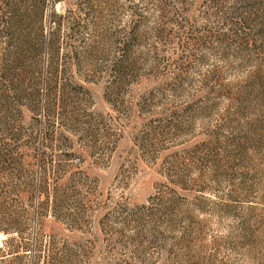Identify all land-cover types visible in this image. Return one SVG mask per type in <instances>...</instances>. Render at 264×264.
<instances>
[{
    "label": "rangeland",
    "instance_id": "rangeland-1",
    "mask_svg": "<svg viewBox=\"0 0 264 264\" xmlns=\"http://www.w3.org/2000/svg\"><path fill=\"white\" fill-rule=\"evenodd\" d=\"M45 14L50 47L30 54L90 97L67 89L61 123L28 112L35 142L21 152L84 215L78 229L48 213L28 223L31 238L79 242L88 264H264V0H47ZM121 55L126 75L108 86ZM54 126L46 169L37 148ZM152 196L162 220L117 217Z\"/></svg>",
    "mask_w": 264,
    "mask_h": 264
},
{
    "label": "trees",
    "instance_id": "trees-1",
    "mask_svg": "<svg viewBox=\"0 0 264 264\" xmlns=\"http://www.w3.org/2000/svg\"><path fill=\"white\" fill-rule=\"evenodd\" d=\"M46 2L0 0V232L6 235L3 244H9L10 249V259L6 264H88V254L81 243L59 246L50 239L43 241L37 235L31 238L27 230L28 223L33 224L32 231L36 230L39 220L48 213L62 222L68 220L74 228L81 229L84 215L80 201L72 213L68 212L69 186H51L46 175L30 172L25 166V155L21 152L23 147H34L35 142L34 136V139H26L24 131L28 112L33 114L31 119L38 121L39 125L44 124L43 118L53 120L55 124L61 123L59 101L67 89L90 97L84 85L66 77L59 65L49 68L48 64L52 63L47 64V59L36 60L30 54L32 48L44 54L50 47L51 39L49 41L43 34ZM29 18H35L37 24L32 25L31 32L25 33L24 24ZM30 38H35L37 42H32ZM25 45L31 47L27 49ZM125 56L115 57L108 70L111 77L108 86H114L125 77ZM64 113L69 115L70 111L66 109ZM68 118L65 116L64 119ZM68 131L75 134L73 130ZM55 132V126L51 132L46 130L45 144L41 141L40 148H37L39 160H44L46 169L49 165L54 167L53 154L47 151V147H52L49 141L55 139ZM65 155L71 154L65 152ZM170 181L173 182L171 178ZM161 201L162 197L152 196L149 205L137 206L129 212L128 208L116 210L117 217L126 213L124 222L135 220L141 224L147 216L162 220ZM164 209L170 210V207L165 205ZM105 216L102 223L109 220L107 213ZM105 232L111 237L117 230L107 229ZM31 247L36 253L29 258L27 251Z\"/></svg>",
    "mask_w": 264,
    "mask_h": 264
}]
</instances>
